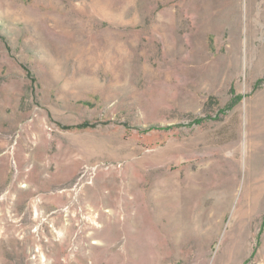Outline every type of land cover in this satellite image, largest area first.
<instances>
[{
  "label": "rangeland",
  "instance_id": "1",
  "mask_svg": "<svg viewBox=\"0 0 264 264\" xmlns=\"http://www.w3.org/2000/svg\"><path fill=\"white\" fill-rule=\"evenodd\" d=\"M0 264H264V0H0Z\"/></svg>",
  "mask_w": 264,
  "mask_h": 264
},
{
  "label": "bare ground",
  "instance_id": "2",
  "mask_svg": "<svg viewBox=\"0 0 264 264\" xmlns=\"http://www.w3.org/2000/svg\"><path fill=\"white\" fill-rule=\"evenodd\" d=\"M193 182H195V180L192 179V178H190L188 180L189 186H187V192L190 193V194L193 192L192 189H193L194 186L191 184ZM171 187H173L174 189H176V185H170V184L167 185L166 192L164 193V200H165V203L167 205L165 207V210H166V212H171L173 214H176V213L179 212V207H178L179 204H177V203H174V204L171 203V198L174 195V194L169 193V190H170ZM188 199L189 198H186L187 202H188ZM175 204H177V205H175ZM181 213H182V216H185L187 214V212H185V211L184 212H181Z\"/></svg>",
  "mask_w": 264,
  "mask_h": 264
}]
</instances>
